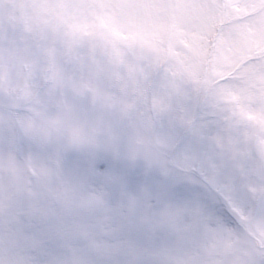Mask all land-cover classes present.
I'll return each instance as SVG.
<instances>
[{
  "label": "clouds",
  "instance_id": "9594fccd",
  "mask_svg": "<svg viewBox=\"0 0 264 264\" xmlns=\"http://www.w3.org/2000/svg\"><path fill=\"white\" fill-rule=\"evenodd\" d=\"M30 13L55 55L0 79V264H264V0ZM69 48L140 72L127 118L61 85Z\"/></svg>",
  "mask_w": 264,
  "mask_h": 264
},
{
  "label": "rangeland",
  "instance_id": "374dc122",
  "mask_svg": "<svg viewBox=\"0 0 264 264\" xmlns=\"http://www.w3.org/2000/svg\"><path fill=\"white\" fill-rule=\"evenodd\" d=\"M35 0H3L0 2V18L10 19L9 23H5L0 27L1 31L9 29L10 35L15 33V38L20 42H24L25 45L34 50L39 46V39L43 34L40 31L39 38L36 44L32 40L35 28L28 27L21 15L23 11L30 6L28 13L25 16L26 20L32 19L33 16L30 13V9L33 6ZM32 19L30 23L33 22ZM260 23L264 24V21ZM35 36V35H34ZM42 57L52 58L55 55L54 50L42 42L40 45ZM23 49L20 48V51ZM21 54V53H20ZM8 62L4 70H10L12 64H19L20 60L13 58L14 55L6 54ZM16 55H19L16 53ZM15 55V56H16ZM28 56V52L25 50L21 57L25 59ZM64 59L73 66L75 75L70 79H64V83L67 84V88L76 92L77 82L83 81L86 84L83 85L81 93L86 92L89 99L93 103L101 105L107 110L118 109L119 114L127 118L133 111L134 107L138 105L144 98L145 83L140 72L131 68H117L110 72H105L102 66H100L94 54L92 53H80L69 48L64 53ZM18 71L22 74L21 68L17 67ZM3 74V73H2ZM0 73V79H3L6 75ZM29 75V74H28ZM77 76V77H75ZM224 191L228 195L230 190V183L225 180L223 183Z\"/></svg>",
  "mask_w": 264,
  "mask_h": 264
}]
</instances>
